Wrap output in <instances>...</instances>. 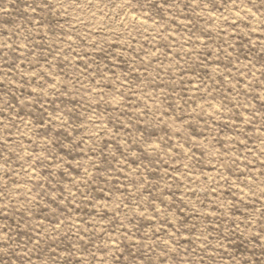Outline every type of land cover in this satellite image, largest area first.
I'll list each match as a JSON object with an SVG mask.
<instances>
[{"label": "rangeland", "instance_id": "1", "mask_svg": "<svg viewBox=\"0 0 264 264\" xmlns=\"http://www.w3.org/2000/svg\"><path fill=\"white\" fill-rule=\"evenodd\" d=\"M0 264H264V0H0Z\"/></svg>", "mask_w": 264, "mask_h": 264}]
</instances>
